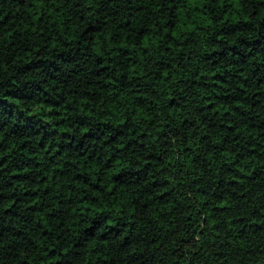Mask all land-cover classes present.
<instances>
[{
  "label": "trees",
  "instance_id": "1",
  "mask_svg": "<svg viewBox=\"0 0 264 264\" xmlns=\"http://www.w3.org/2000/svg\"><path fill=\"white\" fill-rule=\"evenodd\" d=\"M0 264H264V0H0Z\"/></svg>",
  "mask_w": 264,
  "mask_h": 264
}]
</instances>
